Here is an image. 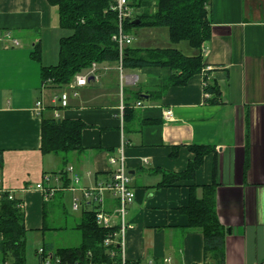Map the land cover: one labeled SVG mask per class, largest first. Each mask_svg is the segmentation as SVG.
<instances>
[{
	"label": "crops",
	"instance_id": "obj_1",
	"mask_svg": "<svg viewBox=\"0 0 264 264\" xmlns=\"http://www.w3.org/2000/svg\"><path fill=\"white\" fill-rule=\"evenodd\" d=\"M208 11L212 38L202 55L212 68L208 83L220 92L215 104L206 102L203 73L186 86L170 87L168 67L120 72L117 64H99L78 96L68 87H44L42 66L59 63L60 40L69 35L61 29L59 8L48 0H0V181L23 202L28 230L44 237L43 229H49L44 218L49 201L37 189L45 176L73 166L81 187L91 188L111 178L116 166L110 158L120 157L125 145L136 195L127 215L129 264H215L205 257L203 234L189 229V218L180 210L189 205L191 186L214 184L218 219L226 231V264H264V0H211ZM131 35L133 49L198 55L187 43L172 44L166 28H137ZM39 43L41 63L31 57ZM49 46L58 51L50 61ZM64 91L70 93L69 105L60 108L53 98ZM122 100L129 108L124 121L118 116ZM38 102L46 117L58 112L87 126L84 150L68 156L67 166L62 167V156L42 152ZM55 107L60 109L48 111ZM194 146L213 148L194 180L159 188L163 173L187 169L195 159ZM51 185L60 189L51 199L53 208L63 209L65 216L70 209L77 227L83 211L72 210L73 194L62 182ZM117 206L108 196L105 207L112 215Z\"/></svg>",
	"mask_w": 264,
	"mask_h": 264
},
{
	"label": "trees",
	"instance_id": "obj_2",
	"mask_svg": "<svg viewBox=\"0 0 264 264\" xmlns=\"http://www.w3.org/2000/svg\"><path fill=\"white\" fill-rule=\"evenodd\" d=\"M211 0H128L132 16L123 21V32L132 37L137 28H166L174 45L187 43L198 51L195 57H187L177 49H133L128 45L124 50L123 69L138 70L150 67H168L172 77L170 87L186 86L189 81L206 68L202 49L212 38V22L208 7ZM59 8L60 26L69 35L60 40L59 63L56 66H42L41 77L44 87L65 88L77 75L85 73L96 64H119V44L114 37L120 32V19L113 10L114 0H48ZM139 20V25L133 22ZM133 38V37H132ZM38 63L42 62V47L37 44L31 55ZM205 92L214 94L206 99L208 103H218L220 92L215 85H209ZM125 118L129 116L128 105ZM60 108H51L56 111ZM42 118V152L44 155L62 156L64 166L69 163L68 156L82 153L83 132L86 124L80 120L55 118V115ZM61 120V124L58 123ZM195 155L185 171L163 173L159 188L172 187L182 181H192L203 166L205 157L213 152L211 146H194ZM3 152L0 151V166ZM54 175V174H53ZM56 175V174H55ZM64 188L70 185L66 170L60 173ZM202 196H198V192ZM217 185L191 186L190 202L181 208L182 214L189 218V229L200 231L205 240V257L215 264H226V231L220 223L216 210ZM82 219L76 227L81 233V243L72 248H54L46 243L44 254L37 256L40 264L48 256L52 264L60 259L61 264H121L117 245L111 250L104 243L113 229L100 227L95 211L82 210ZM45 211V217L46 218ZM23 202L9 193L0 196V264H27V234ZM49 229L44 228L43 231ZM127 264L129 262L127 261Z\"/></svg>",
	"mask_w": 264,
	"mask_h": 264
},
{
	"label": "built area",
	"instance_id": "obj_3",
	"mask_svg": "<svg viewBox=\"0 0 264 264\" xmlns=\"http://www.w3.org/2000/svg\"><path fill=\"white\" fill-rule=\"evenodd\" d=\"M113 10L117 11L120 19V32L119 35L114 37L119 44L120 50V59H119V70L123 71V58L124 50L128 45L133 43V38L126 35L123 32V21L132 16V10L129 6L128 0H114ZM17 44V43H16ZM98 70V64L94 63L89 70L83 74H79L75 77L74 81L70 83L67 87L71 90V94L78 96V88L88 85L89 78L96 75ZM212 68L206 67L202 73L204 74V88L207 89L209 86L207 73L211 71ZM214 94L205 92L206 99L214 98ZM70 93L67 91L62 92L60 95L53 98V103L60 108H66L69 105ZM138 107L142 106L141 102H138ZM43 103L38 102L36 104V114L41 117L43 113ZM126 106L122 100L119 107L118 116L121 121H124L125 118ZM167 119L173 117V112L168 111L165 113ZM55 118H60L58 112L55 114ZM125 145H122L120 148V157L112 156L110 158V163L116 166V169L111 175L109 180L101 181L91 188L81 187V178L78 174L75 173V168L70 166L67 168V173L71 174L70 185L63 189L71 192L73 194L72 198V210L79 212L85 208L91 207L95 211L97 224L105 229H113L114 231L109 235L105 240L104 245L109 248L111 255H115L114 251L111 250L113 246L117 245L119 249V254L121 256V264H127L126 258V236L127 232L131 229L127 221L128 208L135 201L136 195L135 191L132 188V177L128 172L126 166V158L124 155ZM53 182H62L61 175H48L44 177V181L37 185V189L43 193L44 200L48 202L51 200L59 187H54L51 184ZM0 181V196L3 193H9L10 199H14L12 193L1 188ZM79 195H78V194ZM108 196L116 199L118 201L117 209L114 211L115 215H112L106 209V202ZM24 207V204H23ZM118 220L117 225L115 220ZM44 250H39V255H43ZM52 255L48 256L43 260L42 264H52ZM56 264H61L60 259H56Z\"/></svg>",
	"mask_w": 264,
	"mask_h": 264
},
{
	"label": "rangeland",
	"instance_id": "obj_4",
	"mask_svg": "<svg viewBox=\"0 0 264 264\" xmlns=\"http://www.w3.org/2000/svg\"><path fill=\"white\" fill-rule=\"evenodd\" d=\"M64 33L69 34L66 32ZM48 48L50 49L49 52H52V54L47 56V60L50 61L52 58L51 55L55 56L58 51L53 52L54 48L51 46ZM63 166L64 163L62 164V167ZM47 206L46 214L49 230L44 233L45 236L43 237L42 232L40 233L39 230H28L27 264H40V260L36 253L44 246V243H52L56 249L63 247H77L81 243V233L76 230L78 221L75 219L72 211L69 209L67 216H65L63 209L53 208L51 200H49Z\"/></svg>",
	"mask_w": 264,
	"mask_h": 264
},
{
	"label": "water",
	"instance_id": "obj_5",
	"mask_svg": "<svg viewBox=\"0 0 264 264\" xmlns=\"http://www.w3.org/2000/svg\"><path fill=\"white\" fill-rule=\"evenodd\" d=\"M133 24H134V25H139V24H140V21H139V20H135V21L133 22ZM61 122H62L61 120H58V123H59V124H61Z\"/></svg>",
	"mask_w": 264,
	"mask_h": 264
}]
</instances>
